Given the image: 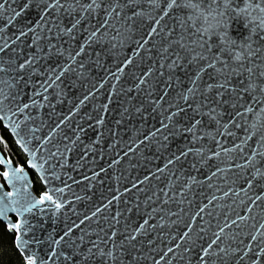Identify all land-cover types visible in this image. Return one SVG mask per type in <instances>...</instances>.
Listing matches in <instances>:
<instances>
[{"label":"water","instance_id":"obj_1","mask_svg":"<svg viewBox=\"0 0 264 264\" xmlns=\"http://www.w3.org/2000/svg\"><path fill=\"white\" fill-rule=\"evenodd\" d=\"M0 124L25 264H264V0H0Z\"/></svg>","mask_w":264,"mask_h":264},{"label":"trees","instance_id":"obj_2","mask_svg":"<svg viewBox=\"0 0 264 264\" xmlns=\"http://www.w3.org/2000/svg\"><path fill=\"white\" fill-rule=\"evenodd\" d=\"M0 151L5 157H9L16 165H24L25 157L16 147L9 133L0 124ZM1 169V166H0ZM33 189L36 194L43 191L42 186L30 172ZM0 264H25L22 257L14 247V234L0 222Z\"/></svg>","mask_w":264,"mask_h":264}]
</instances>
